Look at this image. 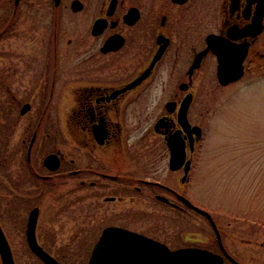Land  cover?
<instances>
[{"label": "flooded vegetation", "instance_id": "af4514ba", "mask_svg": "<svg viewBox=\"0 0 264 264\" xmlns=\"http://www.w3.org/2000/svg\"><path fill=\"white\" fill-rule=\"evenodd\" d=\"M226 59L235 81L264 70V0H0V239L14 263L47 264L39 249L75 264V242L90 257L116 228L264 264V228L190 193L204 137L191 115L207 110L209 61L217 79ZM175 216L188 243L171 247Z\"/></svg>", "mask_w": 264, "mask_h": 264}, {"label": "rangeland", "instance_id": "374dc122", "mask_svg": "<svg viewBox=\"0 0 264 264\" xmlns=\"http://www.w3.org/2000/svg\"><path fill=\"white\" fill-rule=\"evenodd\" d=\"M250 68L242 79L221 85L214 62L208 63L207 110L191 115L192 119L201 117L204 137L194 152L190 193L206 203L213 215L223 207L228 209L227 220L247 227L242 223L245 220L264 228V70ZM230 204L240 206L233 209ZM185 219L175 216V237L167 242L171 247L188 243L178 233L182 223H188ZM196 219H190L191 229ZM211 243L208 237L205 244ZM91 245L75 242V264H87ZM17 261L29 263L25 258Z\"/></svg>", "mask_w": 264, "mask_h": 264}, {"label": "water", "instance_id": "95a60500", "mask_svg": "<svg viewBox=\"0 0 264 264\" xmlns=\"http://www.w3.org/2000/svg\"><path fill=\"white\" fill-rule=\"evenodd\" d=\"M211 38L209 39V48L211 47L213 52L220 56L225 55L226 50L224 49V52H222L217 46L212 45ZM238 62V60L235 62L227 59L219 61L217 79L221 84H227L241 76V64ZM171 154L170 166L174 169L184 159L181 146L179 148L171 146ZM186 201L190 203L188 200ZM194 208L206 214L212 221L207 211L197 207ZM117 231L115 228H108L104 232L95 246L88 264H218L216 254L208 250L200 248L170 250L164 243L142 235L126 230H123L121 234H117ZM36 251L47 264H59L43 251L39 249ZM102 251L111 252L114 256L104 257ZM0 253L2 264H15L7 243L3 239H0Z\"/></svg>", "mask_w": 264, "mask_h": 264}]
</instances>
